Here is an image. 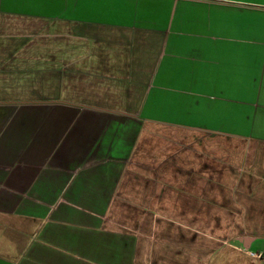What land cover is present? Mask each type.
Instances as JSON below:
<instances>
[{
	"label": "crops",
	"instance_id": "obj_1",
	"mask_svg": "<svg viewBox=\"0 0 264 264\" xmlns=\"http://www.w3.org/2000/svg\"><path fill=\"white\" fill-rule=\"evenodd\" d=\"M0 71V264H264V0H0Z\"/></svg>",
	"mask_w": 264,
	"mask_h": 264
},
{
	"label": "rangeland",
	"instance_id": "obj_2",
	"mask_svg": "<svg viewBox=\"0 0 264 264\" xmlns=\"http://www.w3.org/2000/svg\"><path fill=\"white\" fill-rule=\"evenodd\" d=\"M22 31H29V35H32L33 36L32 38H35L36 35H37L36 31H38V30L36 28H28V30L24 29ZM1 63H2L1 64L2 66H7V67L10 66V67H12V65H15L17 62L3 61ZM16 65L20 66L21 64L17 63ZM0 73H2V72L0 71ZM0 75H3V74H0ZM37 79L38 78H16V77H9L8 78V77H0V81H3V82L4 81H11L12 84H20V81H24V80L25 81H30L31 84H32ZM65 79L67 80V78H65ZM16 81H18V82H16ZM3 88L4 87L0 86V105H3V106L6 105V104H1V102L2 103H10V102H12L13 105L16 104V103H20V102L29 103V104H31V103H40L43 100L42 97L48 98L50 96H54V94L51 93V92L45 93V95H42V93L39 94V93H35V92L22 93L20 91L21 89L18 90V88H15V86L12 87V92L11 91H6ZM64 89L66 91V92L64 91L65 92L63 94L64 97L59 96V99H56L55 97L53 99V97H52V99L55 100L56 102H58L60 99L63 100V98H65V99H67L68 101H71V102L84 103L86 97H89V98L92 97V94H85L84 93L85 87H84L83 84L80 85V87H78V88H74L73 90L68 89L67 87L64 88ZM67 91H70V92L72 91V92L71 93H67ZM258 244H261V242L258 243Z\"/></svg>",
	"mask_w": 264,
	"mask_h": 264
},
{
	"label": "built area",
	"instance_id": "obj_3",
	"mask_svg": "<svg viewBox=\"0 0 264 264\" xmlns=\"http://www.w3.org/2000/svg\"><path fill=\"white\" fill-rule=\"evenodd\" d=\"M249 256L255 259H263L264 258V250L260 252H250Z\"/></svg>",
	"mask_w": 264,
	"mask_h": 264
}]
</instances>
